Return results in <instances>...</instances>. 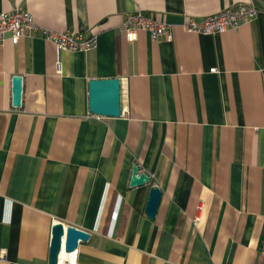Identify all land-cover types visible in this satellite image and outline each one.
<instances>
[{
    "label": "crops",
    "instance_id": "crops-1",
    "mask_svg": "<svg viewBox=\"0 0 264 264\" xmlns=\"http://www.w3.org/2000/svg\"><path fill=\"white\" fill-rule=\"evenodd\" d=\"M247 1L0 0V13L20 6L40 27L96 36L59 54L60 75L40 37L0 48V264H48L52 221L89 233L75 264H264V10L221 34L184 28ZM135 11L172 39L128 42L120 25ZM109 78L121 115L97 119L87 84ZM134 165L149 184L129 186Z\"/></svg>",
    "mask_w": 264,
    "mask_h": 264
},
{
    "label": "built area",
    "instance_id": "built-area-1",
    "mask_svg": "<svg viewBox=\"0 0 264 264\" xmlns=\"http://www.w3.org/2000/svg\"><path fill=\"white\" fill-rule=\"evenodd\" d=\"M258 12L255 2L249 0L204 16L200 21L187 17L184 22V28L187 32L196 34H221L229 30H237L242 24L254 19ZM120 31L125 35L128 42H133L136 39L138 31L147 32L153 41L172 39L171 27L165 21L147 15L142 11H135L125 15L120 25ZM35 37H40L44 41L55 45L57 51L55 72L59 75L62 73L60 53L73 51L86 53L96 47V36H85L78 32L58 33L40 27L34 22L32 15L20 6H15L11 10L0 13V48L7 40L12 44H17L20 39H32ZM210 72L215 73L216 69H211ZM92 116L97 119L101 118L96 115ZM76 251L66 253L69 257L64 259V264H75ZM0 258H3V253L0 254ZM59 262L60 260L58 259V264Z\"/></svg>",
    "mask_w": 264,
    "mask_h": 264
},
{
    "label": "water",
    "instance_id": "water-1",
    "mask_svg": "<svg viewBox=\"0 0 264 264\" xmlns=\"http://www.w3.org/2000/svg\"><path fill=\"white\" fill-rule=\"evenodd\" d=\"M11 86V104L14 108H19L22 99L23 77L14 75L11 79ZM87 86L89 113L104 118H118L121 115V82L118 78L91 79ZM149 183V175L141 172L138 166L134 165L129 186H142ZM161 197V190L157 186H152L145 207V213L151 220L156 216ZM89 237L90 235L86 231L52 221L48 264H58L62 251L65 253L74 252L77 250L78 244L87 242Z\"/></svg>",
    "mask_w": 264,
    "mask_h": 264
},
{
    "label": "trees",
    "instance_id": "trees-1",
    "mask_svg": "<svg viewBox=\"0 0 264 264\" xmlns=\"http://www.w3.org/2000/svg\"><path fill=\"white\" fill-rule=\"evenodd\" d=\"M258 10H264V0H253Z\"/></svg>",
    "mask_w": 264,
    "mask_h": 264
},
{
    "label": "bare ground",
    "instance_id": "bare-ground-1",
    "mask_svg": "<svg viewBox=\"0 0 264 264\" xmlns=\"http://www.w3.org/2000/svg\"><path fill=\"white\" fill-rule=\"evenodd\" d=\"M67 257H69V256H67V254L64 251H62L60 254V258H59V260H60L59 264L60 263L63 264L64 263L63 260L66 259Z\"/></svg>",
    "mask_w": 264,
    "mask_h": 264
}]
</instances>
